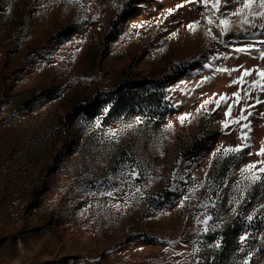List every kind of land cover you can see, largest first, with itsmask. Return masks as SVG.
Here are the masks:
<instances>
[{
    "label": "rangeland",
    "instance_id": "374dc122",
    "mask_svg": "<svg viewBox=\"0 0 264 264\" xmlns=\"http://www.w3.org/2000/svg\"><path fill=\"white\" fill-rule=\"evenodd\" d=\"M176 1L0 0V264H264V8Z\"/></svg>",
    "mask_w": 264,
    "mask_h": 264
},
{
    "label": "snow or ice",
    "instance_id": "6c2138e0",
    "mask_svg": "<svg viewBox=\"0 0 264 264\" xmlns=\"http://www.w3.org/2000/svg\"><path fill=\"white\" fill-rule=\"evenodd\" d=\"M225 2H226V0H225ZM204 3H205V5H207L209 3V0H204ZM254 3H256V0H243V6H242V8L236 9L235 12H233V13H231L229 15H240L243 9H251V6ZM259 4H260V7L261 8H264V0H259ZM212 6H213V8L216 9L217 12H219L220 8L222 6H224V5L221 4V0H212ZM249 15L250 16L251 15H254V13L249 12ZM255 15H259V16L264 17V12L255 13ZM93 19H95V17H93ZM217 19L219 20V24L220 25H223V27H221V35L226 34L227 33V30H228V25L230 24V20H228L226 18L225 19H220L219 17H217ZM248 22L249 21L247 19H245V20L242 21V23H248ZM209 23L210 24L213 23V20L211 18H209ZM188 27H189L190 30H194L193 29V25H189ZM253 27H255V25H253ZM259 27L264 28V24H261ZM209 34H210V30H209ZM173 35H175V33H173ZM213 39H216V37L213 36ZM238 51H246V49L241 48V49H238ZM249 74L250 73L247 70L244 73V75H249ZM260 76L262 78H264V71L260 72ZM237 82H239V81H234V83H237ZM235 95L238 96V93L235 94ZM223 98L224 97L222 96L221 99H223ZM207 103H208V101H205V104H207ZM217 103L219 104V102H217ZM203 106L204 105H202L201 107H203ZM230 110H231V108H229V112H230ZM225 115L227 116L228 113L226 112ZM184 119H185V117H183V116L180 117L181 123L184 122ZM241 119H244V117L241 116ZM169 127H172V125L169 124ZM225 127H227V124H225ZM245 127H247V125H245ZM228 151H240V149L239 148L225 149V152H228ZM261 154H264V148L261 149ZM252 167H254V166L253 165H248V168L249 169H251ZM261 171L264 172V169H261ZM253 179H259V177H253ZM109 195H111V193H109ZM209 219H211V217H207L204 220V223L206 224ZM251 219H252V217H249V220H251Z\"/></svg>",
    "mask_w": 264,
    "mask_h": 264
},
{
    "label": "bare ground",
    "instance_id": "6f19581e",
    "mask_svg": "<svg viewBox=\"0 0 264 264\" xmlns=\"http://www.w3.org/2000/svg\"><path fill=\"white\" fill-rule=\"evenodd\" d=\"M175 1V0H174ZM85 2H86V0H85ZM144 2V1H143ZM169 2L171 3L172 2V0H169ZM146 3H148V2H146ZM176 3L179 5V7L178 8H176L175 7V9H177L178 10V13H179V15H181V16H179V17H184V16H186V15H189V14H200L201 13V11L200 10H197L198 9V5H201L200 3H199V0H182V1H179V0H177L176 1ZM175 4V3H174ZM177 4H175V5H177ZM221 4H222V2H221ZM59 5V4H58ZM58 5H55V13H56V15H58V13H59V10L61 9L60 8V6H58ZM150 5V4H149ZM148 5V6H149ZM174 6V5H173ZM202 7V6H201ZM171 8V7H170ZM222 8V7H221ZM172 11V10H171ZM170 11V12H171ZM173 14V13H172ZM176 15V14H175ZM176 17V16H175ZM177 19V18H176ZM180 19V18H179ZM54 20V19H53ZM224 36V35H223ZM226 37H228V36H226ZM221 38V37H220ZM227 39V38H226ZM235 39V38H234ZM230 39H228V41H229ZM208 45H209V43H208ZM263 115V114H262ZM264 118V117H263ZM258 120V119H257ZM254 126H255V124H254ZM253 134V133H252Z\"/></svg>",
    "mask_w": 264,
    "mask_h": 264
},
{
    "label": "trees",
    "instance_id": "16d2710c",
    "mask_svg": "<svg viewBox=\"0 0 264 264\" xmlns=\"http://www.w3.org/2000/svg\"><path fill=\"white\" fill-rule=\"evenodd\" d=\"M123 90L120 92V95H119V98H117L116 100H115V103H114V105L112 106V109H111V111H110V113H114V111H115V109L117 108V106L119 105V103H121V101L123 100V97H124V95H123ZM197 143L193 146V148H191V149H188L187 150V153H189L190 155H192V153H193V150L195 149V148H197Z\"/></svg>",
    "mask_w": 264,
    "mask_h": 264
}]
</instances>
